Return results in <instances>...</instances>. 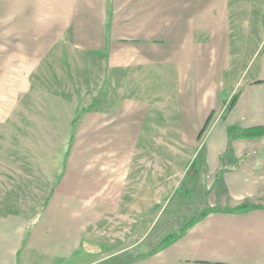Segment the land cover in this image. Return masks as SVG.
<instances>
[{"label":"crops","instance_id":"0c3cea01","mask_svg":"<svg viewBox=\"0 0 264 264\" xmlns=\"http://www.w3.org/2000/svg\"><path fill=\"white\" fill-rule=\"evenodd\" d=\"M262 8L264 0H0V132L13 113L36 110L32 97L41 86L51 90L52 66L59 79L99 81L100 94L86 98L66 124L67 147L35 217H0V264H264V134L247 136L264 132V21L246 16L260 19ZM246 30L244 41L237 32ZM243 46L248 53L236 57ZM128 78L163 81L172 108H152L134 94L118 100L112 80ZM105 80L113 101L100 92ZM166 111L169 127L195 148L188 129L207 127L187 157V187L200 209L221 211L148 253L130 245L85 249L88 224L124 202L134 157L151 138L146 129L158 126L149 124L152 113ZM123 128L133 131L120 163L117 153L77 147L123 137ZM244 203L253 207L230 211Z\"/></svg>","mask_w":264,"mask_h":264},{"label":"rangeland","instance_id":"374dc122","mask_svg":"<svg viewBox=\"0 0 264 264\" xmlns=\"http://www.w3.org/2000/svg\"><path fill=\"white\" fill-rule=\"evenodd\" d=\"M262 13L263 8L260 11L261 20L256 12L249 11L246 16L263 22ZM260 25L264 26V22ZM252 30V37L258 35L254 28ZM250 31L237 33H243L240 39L247 41L246 36ZM263 34L260 32L258 36ZM258 36L253 37L250 43L255 44ZM249 50L251 51V48ZM245 51L248 53V48L241 47L237 50L236 57L245 56ZM55 63L59 69V63L57 61ZM71 65L75 66V60L71 59ZM63 68L66 70L64 65ZM57 72V67L54 69L52 66L51 90L47 92L41 86L36 90L39 93L32 97L36 110L13 113V120L10 118L1 129L0 217L11 213L32 219L35 217L55 182L58 152L66 150L64 140L69 130L66 124L75 116L74 109L81 106L86 98L89 100L93 98L99 91V81L80 79L74 81L67 74L59 79ZM158 82L160 86H157V81L154 80L128 78L118 85L116 79L112 80V84L117 87L118 100L121 96L134 94L150 100L152 108L157 109L163 103H167L164 104L165 107L172 108V103L168 102L170 97L166 99L164 94H161L162 91L167 92L166 84L163 81ZM108 89L109 80L104 83V88L100 92H108L113 101L116 99L113 96L114 90ZM234 99L235 95L229 98L226 104L232 106ZM168 113L169 111L152 113L149 124L152 122L151 126L153 124L158 126L146 129L151 138L140 145L134 157L132 169L135 170L131 173L130 182L126 186L123 205L104 213L105 217L100 224L92 222L88 224L86 236L91 240L85 242V249L98 247L100 251H107L103 244H112L115 247L130 245L136 246L133 247L134 253H148L158 246L165 236L179 231L184 223L193 218L192 216L196 217L198 212H204L205 208L200 209L196 202H192L196 191H189L187 184L192 182L193 178L188 179L185 173L187 157L195 146L184 142L180 136V128L169 127L171 123L169 120L173 117L166 118ZM203 119L200 125L205 122L206 114ZM206 128L188 129L189 140L192 143L196 142L197 147L199 145L197 140L200 138L199 141H203L208 133V130H204ZM116 130L118 129H110L107 132L114 133ZM119 130L124 132L123 137H109L103 134L106 136L100 137L94 144L83 143L77 147H81V151L117 153L115 163H120L130 145L129 134L131 135L133 130L128 128ZM65 164L66 161L63 160L62 165ZM201 165L202 161L199 158L195 166L200 169ZM199 185L202 186L201 183Z\"/></svg>","mask_w":264,"mask_h":264},{"label":"trees","instance_id":"16d2710c","mask_svg":"<svg viewBox=\"0 0 264 264\" xmlns=\"http://www.w3.org/2000/svg\"><path fill=\"white\" fill-rule=\"evenodd\" d=\"M235 99H234V101H235ZM232 105H233V103H232ZM204 130H206V129H204ZM260 134H264V132L255 131V132H252L250 134H247V136H257V135H260ZM200 137H202V133H201ZM252 207L253 206H251V205H249L247 203H244V204H242V205L238 206L237 208H235L233 210H230V211L231 212L247 211V210H249ZM214 211H221V209H219V208H208V209H206L199 217H193L191 220H189L188 222L184 223L181 226V228L179 229V231L173 232V233L168 234L167 236H165L156 248L166 247V246L170 245L171 243H173L179 237L180 234H183L187 230V228L190 225H192L197 219H199L200 217H202L204 215L209 214L210 212H214Z\"/></svg>","mask_w":264,"mask_h":264}]
</instances>
